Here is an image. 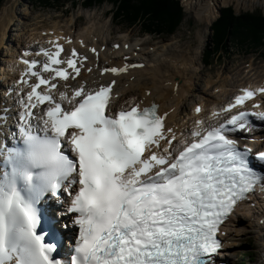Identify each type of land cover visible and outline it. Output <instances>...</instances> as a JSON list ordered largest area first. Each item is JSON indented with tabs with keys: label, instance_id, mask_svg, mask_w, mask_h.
Listing matches in <instances>:
<instances>
[{
	"label": "snow or ice",
	"instance_id": "snow-or-ice-1",
	"mask_svg": "<svg viewBox=\"0 0 264 264\" xmlns=\"http://www.w3.org/2000/svg\"><path fill=\"white\" fill-rule=\"evenodd\" d=\"M60 40L71 43L56 37L35 53L43 62L21 61L18 120L0 143V264H214L221 225L257 188L264 192V151L253 157L232 138L251 130L250 118L264 121V111L240 110L264 87L241 90L222 109L235 114L208 128L197 120L178 140L155 104L114 109L115 80L69 93L87 57L75 48L62 57ZM130 67L143 65L100 75ZM7 120L0 116V126ZM50 201L66 207L50 211ZM72 228L64 260L59 242Z\"/></svg>",
	"mask_w": 264,
	"mask_h": 264
},
{
	"label": "bare ground",
	"instance_id": "bare-ground-1",
	"mask_svg": "<svg viewBox=\"0 0 264 264\" xmlns=\"http://www.w3.org/2000/svg\"><path fill=\"white\" fill-rule=\"evenodd\" d=\"M185 1L187 10L193 12L197 20L205 24L206 29L220 14L222 6L233 3L238 9L264 7V0ZM86 15L89 20L85 26H81L80 21L78 23L73 21L72 25L67 24L63 27L59 24L46 27L45 25H38V23L31 31H26L22 25L18 28L16 37H12L10 33L8 35L10 18L7 14L0 13V63L3 60L17 63L19 52L32 49L37 42L44 39L42 36L44 30H55L56 34L60 36L80 37V43L82 41L85 46L94 47L96 51H100V54L97 58L88 51L91 61L87 63L78 79L67 82L70 86L77 87L87 81V87H91L93 80L100 83L115 80L114 109L124 108L132 103L150 104L152 101H156L160 104V112L162 114L167 113L165 118L167 126L174 129L176 136L183 135L185 137L190 134V129L193 124H196V120L202 121V126L215 122L213 114L222 113L221 104L229 101L244 82L258 79V75L252 73L255 72V67L251 62L248 69L251 68L248 71H242V69L236 73H230L224 78H214L213 75L209 74L206 85L197 86L199 85L198 81L201 80V65L198 61V55H192L181 50L177 41L161 40L153 43L143 36L132 38V36H136V34H132L134 31L121 33L117 39L113 40L107 21L96 16L95 12ZM6 40H9L10 46L13 45L12 49H2L3 47L6 48ZM116 43L120 44L119 49L113 47ZM102 45L106 46L104 50L101 49ZM124 45H127V48ZM133 62H143L144 66L129 68L126 73L120 75L114 76L111 73L100 75L102 68L123 67L125 64L131 65ZM87 68H91L92 71L87 73ZM19 72V69L16 70L14 81L20 77L21 73L17 75ZM262 77L258 80L264 81V76ZM196 92L197 95L194 94ZM194 95L199 96V99L196 100ZM187 102L186 107H183ZM198 105H200L201 111L196 113L195 109ZM15 106L18 108V103ZM261 198H264V195ZM262 203H264V199L255 202L253 209L248 204L246 208L243 207L230 218L228 227L230 225L231 234L229 233L227 236V240L230 242L223 250L224 255L230 256L231 247L237 244V237L244 236L250 231H256L258 239L264 242V225L261 224L260 220L264 218V204ZM64 218L67 219L68 217L65 216ZM69 244L71 243L69 242Z\"/></svg>",
	"mask_w": 264,
	"mask_h": 264
},
{
	"label": "rangeland",
	"instance_id": "rangeland-1",
	"mask_svg": "<svg viewBox=\"0 0 264 264\" xmlns=\"http://www.w3.org/2000/svg\"><path fill=\"white\" fill-rule=\"evenodd\" d=\"M180 2L183 6L185 16L175 33L170 35L166 33L161 35L145 33L142 30L141 24L130 25L124 22L117 23V21H114L115 8L109 1H105L101 5L93 7H84L82 1L73 4L71 1L53 0L51 1L53 6L47 7L44 5L45 3L39 0H4L0 7V13L7 14L10 18L9 33L12 37H16L18 28L22 25L26 31H31L38 23V25H45L46 27H51L55 24L62 25L63 27L67 24H69V26L72 25L73 21H77L76 23L80 21L79 24L85 26L86 22L89 20L86 14L95 12L96 16L102 17L104 21H107L109 31L112 33V39H117L121 33H132V31H134L135 33L133 32L132 34H136V36H132V38H136L137 36L140 38L143 36L153 41V43L160 42L161 40L177 41V45H179L181 50L189 52L192 55H198V61L201 65V80L198 81L199 85L197 86H205L207 75L209 76V74L213 75L214 78H224L230 73H236L242 69V71H248L251 68L248 69L251 62L253 63V67H255V72L252 73H255L256 76L258 75V78L264 76V47L257 51L250 50L251 53H248L247 49L249 51L250 47L236 49L232 44H229L225 50H222L219 59L212 60L213 62L211 65L206 66L203 59L206 46L212 42L213 23L206 29L205 24L199 22L194 16V13L187 10L185 5L186 1L180 0ZM224 7H232L236 14L243 12H261L264 14V7L261 6L238 9L236 4L232 3L222 6L221 9ZM219 16L220 14L216 19ZM5 44L6 48L3 47V50L7 48L12 49L9 40H6ZM194 94L197 95V92ZM196 95H194V98L198 100L199 96ZM187 104L188 102L185 103L183 107H186ZM236 243V245L231 247L229 256L231 264H264V242L258 239L256 231H250L244 236H238Z\"/></svg>",
	"mask_w": 264,
	"mask_h": 264
},
{
	"label": "trees",
	"instance_id": "trees-1",
	"mask_svg": "<svg viewBox=\"0 0 264 264\" xmlns=\"http://www.w3.org/2000/svg\"><path fill=\"white\" fill-rule=\"evenodd\" d=\"M52 7L53 0H39ZM73 4L82 1L84 7L101 5L105 1L113 4L114 21L130 25L141 24L142 30L155 35L173 34L182 23L185 12L180 0H66ZM4 0H0V7ZM117 19V20H116ZM211 41L205 48L204 64L211 65L229 44L236 49L250 47L257 51L264 47V14L243 12L236 14L232 7L221 9L220 16L212 24Z\"/></svg>",
	"mask_w": 264,
	"mask_h": 264
},
{
	"label": "water",
	"instance_id": "water-1",
	"mask_svg": "<svg viewBox=\"0 0 264 264\" xmlns=\"http://www.w3.org/2000/svg\"><path fill=\"white\" fill-rule=\"evenodd\" d=\"M221 11V10H220Z\"/></svg>",
	"mask_w": 264,
	"mask_h": 264
}]
</instances>
